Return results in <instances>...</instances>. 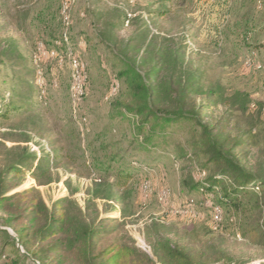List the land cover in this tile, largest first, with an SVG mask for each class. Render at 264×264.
<instances>
[{
    "label": "rangeland",
    "instance_id": "1",
    "mask_svg": "<svg viewBox=\"0 0 264 264\" xmlns=\"http://www.w3.org/2000/svg\"><path fill=\"white\" fill-rule=\"evenodd\" d=\"M64 33L71 36L65 45L85 64V95L76 104L67 63L40 53L43 43L54 45ZM152 37L179 49L190 68L203 74L204 86L219 84L225 98L236 92L245 97V104L210 107L204 118L208 124L218 120V129L232 137L251 130L247 162L264 170V0H0V101L29 108L0 120L6 195L32 190L48 208L67 199L72 215L76 206L90 221L103 222L102 243L126 238L150 257L152 243L169 240L215 264H264V249L242 239L232 223L235 212L224 208V219L216 225L211 203L188 192L193 182L203 180L198 163L172 159L189 152L187 128L173 126L140 150L139 143H130L129 124L109 120L112 104L122 96L114 56L122 55L124 41H140L141 50ZM114 81L121 86L115 95ZM41 156L45 159L38 163ZM113 156L118 160L113 169L101 170ZM25 158L32 175L3 176ZM134 159L149 169L117 189L113 174L128 169ZM164 190L169 197L162 204ZM188 200L199 217L172 213L186 210ZM16 204L0 208V225L11 237L13 230L4 226L8 216L15 218V230L27 222L21 213L26 202ZM7 242L0 237V252L7 255L0 264L19 262ZM49 244L31 239L30 249L39 255L29 253L32 257L17 264L72 263L67 255L40 253Z\"/></svg>",
    "mask_w": 264,
    "mask_h": 264
},
{
    "label": "trees",
    "instance_id": "2",
    "mask_svg": "<svg viewBox=\"0 0 264 264\" xmlns=\"http://www.w3.org/2000/svg\"><path fill=\"white\" fill-rule=\"evenodd\" d=\"M70 37L67 34L68 41ZM157 42L152 37L143 49L138 50L141 42L131 38L123 42L122 55L114 56L120 66L117 79L121 82L122 96L112 104L113 115L109 116V120L119 119L129 124L133 131L130 143H139L140 150L148 149L156 138L167 134L173 126L187 128L189 152L182 151V158L180 153L178 158L172 156V159L196 160L198 163L195 165L197 175L203 180L193 182L188 192L204 195L206 201L211 203V210L218 207L222 212L224 208L235 212L236 216L232 214L231 220L240 231V237L264 249V170L258 163L251 166L247 162L246 147L254 139L252 131L232 137L225 134V128L218 129V120L208 124L204 118L210 107L222 105L226 108V104L233 101H243L245 104V97L236 92L230 98H225L219 84L204 86L203 74L190 68L179 49H170L163 42ZM43 45L45 50H53L60 55L67 50L61 37L54 45ZM114 82L118 85V93L121 86ZM28 109L26 106L16 108L9 100L2 99L0 120H7L12 114H20ZM57 157L58 153L55 152L54 159ZM43 159L45 157L41 156L36 161L42 163ZM114 161L118 162L115 156L101 170L109 172L113 169L111 165ZM128 167L113 174L117 189H124L137 175L145 174L144 169H149L136 159L129 162ZM8 174L13 178L32 175L26 158L17 161L3 176ZM6 181L0 178V208H6L14 201L17 207L26 202L21 213L27 222L19 230L14 228L13 216L5 219L4 226L13 230L14 237L9 236L0 225V237L9 241L7 245L17 253L19 262L32 257L29 253L39 255L29 246L31 239L37 238L41 244L50 241L40 253L67 255L71 264H215L203 260L205 258L202 256L194 257L169 240L152 243V257L134 247L126 238L102 243L106 231L101 220L96 223L90 221L86 211L76 206L72 215L67 199L59 200L48 208L40 195L32 190L7 196ZM28 194L31 197L27 198ZM2 253L0 261L7 259V255Z\"/></svg>",
    "mask_w": 264,
    "mask_h": 264
},
{
    "label": "built area",
    "instance_id": "3",
    "mask_svg": "<svg viewBox=\"0 0 264 264\" xmlns=\"http://www.w3.org/2000/svg\"><path fill=\"white\" fill-rule=\"evenodd\" d=\"M65 26H68L66 18H64ZM63 41L66 44L68 42L67 34L64 33ZM67 47V46H66ZM40 53L42 56L52 57L57 60V62L62 65L64 62L67 63L70 74V87L69 93L71 100L74 104L78 103L85 95V64L76 56L75 53L71 52L70 48L67 50L63 56L56 53L55 51H46L45 48H40ZM38 84L42 85L41 76L39 77ZM118 85L116 83L112 84V93H116ZM113 94V95H114ZM82 121H85L82 119ZM203 176V175H202ZM169 197L168 190H164L159 194V201L165 204ZM194 202L192 200L187 201V209L183 212L181 210H172L174 214H181L189 218H197L199 214L193 208ZM212 219L216 225H220L223 221V212L221 208L215 207L212 209Z\"/></svg>",
    "mask_w": 264,
    "mask_h": 264
}]
</instances>
